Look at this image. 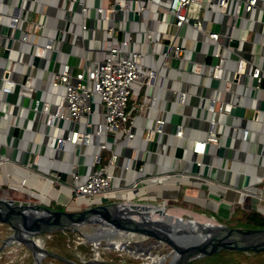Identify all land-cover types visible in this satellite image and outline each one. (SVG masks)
I'll list each match as a JSON object with an SVG mask.
<instances>
[{
    "label": "crops",
    "instance_id": "1",
    "mask_svg": "<svg viewBox=\"0 0 264 264\" xmlns=\"http://www.w3.org/2000/svg\"><path fill=\"white\" fill-rule=\"evenodd\" d=\"M21 1L0 0V77L3 70L9 68L13 80L29 79L33 92L31 97L21 99L14 92L4 93L0 90V157L10 159L0 164V197L19 202H32L34 198L52 207L55 205L53 203L80 207L78 205L85 201L74 200L69 188L59 182H51L46 176L69 184L71 171L84 174L91 170L90 153L96 149V143L102 137L93 136L90 143L77 145L66 142L63 149L57 148L55 141L56 137L76 128L93 134V120L100 119V115L95 114L91 120L89 114L80 123L62 119L56 125H47L45 115L34 110L32 105L35 98L56 102L58 95L51 89L50 79L52 72L60 70L62 61L69 63L74 72L88 61L104 55L110 38L105 27L112 21L105 14L99 17L94 6L107 5V2L26 0L28 5L34 2V11L29 19H42L46 25L42 30L35 31L23 21L22 29L29 31V38L24 42L19 39L20 30L14 31L11 37L6 26L8 13ZM81 1L87 6L83 21L89 28L80 32L78 25L66 23L63 6L70 4L74 9V20L79 21L76 10ZM152 13H146L144 19H134L132 16L129 22L116 14L115 39L129 35L130 47L142 49V62L157 72L152 85H133L128 110L135 120L132 129L136 135L127 137L118 132L108 140L114 149H120L117 153L118 165L109 167L116 175L113 183L121 185L133 178L137 185L120 190L112 199L107 197L104 201L135 199L148 203L157 200L154 193L157 191L160 201L205 203L204 208L218 215L226 211L228 216L236 205L264 214V92L255 87V80L247 72L240 73L229 84L209 77L211 64L216 61L211 41L202 38L201 33L190 24H184L177 31L168 23L154 22L152 18L155 13ZM196 14L204 19L207 28L219 32L220 41L227 46L223 51L227 53L225 67L229 77L234 73L239 55L254 64L264 65V31L261 30L264 0H257L256 5L244 12L235 25H232L230 14L205 11ZM65 23L66 28H71L74 33L63 32ZM144 28L153 30L154 41H147ZM49 38H52V48L38 53L37 47ZM234 39L236 44L232 45L230 42ZM171 41L184 48L180 57L173 56ZM164 43L170 45L167 55L162 53ZM5 49L7 53L3 57ZM35 56L37 60H34ZM197 63L200 66H196ZM261 85L264 86V79ZM180 91L184 95H180ZM148 92L154 96L155 102L147 114L145 109L139 110L136 106ZM212 97L229 99L234 106L230 113L220 112L217 115L214 132L218 144L210 143L205 153H195L192 143L207 133L209 114L206 107ZM156 118L164 119L163 132L154 133L150 140L144 139L147 129L154 127ZM87 121L89 124H86ZM244 128L249 130L246 140L241 136ZM179 129L182 130L181 137L174 135ZM219 146L223 147L222 154L217 152ZM132 147H135L133 153L136 157L128 160L129 167L125 169V156L130 154ZM108 154V151H104L103 163H107ZM206 154L208 162H202L199 167L202 178L177 174L179 171L191 172L192 161H202ZM161 172L168 173V176H149L150 173ZM22 181L24 183L20 188L8 187L10 182L20 184ZM11 190L15 192L10 194ZM46 258L61 264L50 257ZM69 259L83 263V257Z\"/></svg>",
    "mask_w": 264,
    "mask_h": 264
},
{
    "label": "built area",
    "instance_id": "2",
    "mask_svg": "<svg viewBox=\"0 0 264 264\" xmlns=\"http://www.w3.org/2000/svg\"><path fill=\"white\" fill-rule=\"evenodd\" d=\"M105 1V0H104ZM107 5H96L97 15L101 17L102 14L112 22L105 27L108 34L109 45H107L104 55L99 59L88 61L84 66L82 65L78 71H72L69 63L62 61L60 70L52 72L50 79L51 89L58 95L56 102L51 103L48 100L35 98L33 101V109L40 111L45 115V122L47 125H56L59 120L66 119L80 123V121L91 115V120L95 114L100 115V119L94 121V133L79 128L72 129L69 133L56 137V147L64 148L66 142L74 145L79 143H90L93 136L102 137V140L96 143V149L90 153L91 155V170L87 173H79L71 171V182L62 183L53 177H48L51 182H59L61 185L69 188L72 192L73 199L77 201H85V204L96 202H105L104 198L114 197L120 190L131 189L137 185L133 178H129L128 182L121 185H115L113 182L116 175L113 174L110 166H116L119 155L108 141V133L116 134L122 132L127 137H134L136 133L132 127L135 124L134 117L130 116L128 105L129 97L133 93V85L149 86L153 84L156 76V69L149 67L142 62L143 50L130 47L129 35L123 36L121 39H115L114 32L116 31L114 22L116 14L125 21H130L134 13L138 17L144 19L146 17L145 10L155 13L152 18L154 22L168 23L174 26L177 31L184 25L190 24L198 30L202 38H208L213 45V56L216 61L211 64V71L209 77L215 78L218 81L224 80L227 84L236 79L240 73L247 72L254 80L255 87L262 89L261 85L264 79V65L254 64L252 61L237 56L234 66V73L231 77L226 73V59L227 53L223 50L227 46L220 41V34L218 31L207 28L204 25V19L197 14L198 11L230 14L232 16V25L237 24L244 12L250 11L257 0H106ZM87 6L81 1L76 12L79 14V21L74 20V9L69 5L63 6L64 19L66 23L72 26L78 25L80 32L89 28L83 21V15L86 12ZM147 12V14H148ZM152 13V14H153ZM31 11L26 0L14 7L8 13L6 22L7 31L9 35L16 30L21 31L19 39L27 41L29 38L28 29H22V22L25 21L31 25L33 30L39 31L46 25L42 19L30 20ZM149 15V14H148ZM167 15V16H166ZM62 28L63 32L70 31L74 33L69 27ZM261 30L264 31V21L261 25ZM144 37L148 42L154 41V32L150 28H144ZM163 44V43H162ZM172 47V54L175 57H180L184 48L173 41L170 42ZM169 44L164 43L162 53L167 55V50L170 48ZM52 48V38L47 39L42 45L37 47V52ZM264 54V53H263ZM60 55V54H59ZM196 66H200L197 63ZM10 69L5 68L0 77V90L4 93L17 94L21 99L24 97H31L33 87L30 80L16 81L10 77ZM63 88V91L61 90ZM184 95L183 92L179 94ZM180 94V95H181ZM96 97H99L100 109L98 108ZM155 98L151 93H145L141 101L137 104V109H145L147 114L154 107ZM234 106L233 101L229 99H219L218 97L210 98L207 104L208 111V130L203 138H196L192 143V149L195 153L203 154L206 151L208 144H218V138L214 132V125L217 122V115L220 112L230 113ZM89 124V121L86 122ZM164 119L156 118L155 125L148 128L147 133L143 136L144 139L150 140L154 133L163 132ZM91 125V124H90ZM235 128V127H234ZM174 135L181 137L182 130H176ZM249 130L242 129L241 136L244 140L248 138ZM126 146V145H124ZM132 147L130 154L126 157V164L124 168H128V160L135 158ZM104 151H108L107 163H103ZM8 158L0 157V164L9 161ZM200 167L202 161L194 160ZM229 168V166H227ZM168 173H150V177L168 176ZM181 177H195L202 178L199 172H178ZM204 178V177H203ZM206 179V178H205ZM24 181L18 186L16 183L10 182L9 188H19L23 186ZM231 187L232 185L229 184ZM259 197L262 199V193ZM139 199V197H137ZM122 201L145 203L147 205H157L153 202H140L135 199H120ZM115 201V200H113ZM163 206L166 207V201H162ZM160 205V204H159Z\"/></svg>",
    "mask_w": 264,
    "mask_h": 264
},
{
    "label": "water",
    "instance_id": "3",
    "mask_svg": "<svg viewBox=\"0 0 264 264\" xmlns=\"http://www.w3.org/2000/svg\"><path fill=\"white\" fill-rule=\"evenodd\" d=\"M137 17V13H134L133 18ZM230 43L235 45L236 39ZM6 53L7 49L3 57ZM37 58L35 56L34 60ZM217 152L222 154L223 147L219 146ZM190 170L199 172V165L192 161ZM148 206L145 203L115 200L86 204L82 208H56L42 201L19 202L0 197V226L7 229L0 237V251L15 243L31 251L34 264H40L44 256L65 264L94 263L91 256L83 263L75 262L47 248L38 238L41 233L74 230L81 226L92 228L100 236L133 235L136 239H152L168 246L162 260L134 257L137 260L135 264H183L192 258L224 249L253 252L264 250V227L233 226L213 220L206 222L190 214V217L168 214L164 209L151 212ZM121 260L124 259L118 261Z\"/></svg>",
    "mask_w": 264,
    "mask_h": 264
},
{
    "label": "rangeland",
    "instance_id": "4",
    "mask_svg": "<svg viewBox=\"0 0 264 264\" xmlns=\"http://www.w3.org/2000/svg\"><path fill=\"white\" fill-rule=\"evenodd\" d=\"M29 10L31 12L34 11V2L31 1L29 5ZM148 10H145L147 13ZM96 101L98 102V108L100 107V100L99 97H96ZM113 133H108V140L112 138ZM116 153L120 152V149L116 147ZM209 157L204 155L202 162H208ZM9 189V188H7ZM15 191L11 190L10 194H13ZM157 196V200L153 201L154 204H161L160 195L157 191H154ZM108 199H112V197H108ZM32 202L39 203L40 200H35L32 198ZM142 202V201H141ZM56 208H62L61 204L53 203ZM193 208L184 207L181 203H170L166 204L168 210H172L174 208H179L182 211V217H190L188 214H195L196 216H201L204 218L211 219L215 222H223L229 224L226 219H228L226 211L224 214H221L222 217H216L214 211L211 209H200L198 208L195 203ZM205 205V203H204ZM68 204V207L64 208H79L75 206H71ZM78 206L85 207V203H80ZM206 206V205H205ZM240 205H236V209L239 208ZM235 209V212H236ZM217 215V214H216ZM232 224V223H230ZM90 231L96 233L95 230L92 228L89 230L84 229L83 227H78L77 229H69L68 231H54V232H45L38 235V238L41 242L49 249L54 250L62 255H65L69 258L78 259L83 257V261L87 259L88 256L92 257V261L95 263L94 256L95 250L98 251V261H103L107 263H120V264H135L137 263L134 257L146 259L147 257L151 258H159L164 255L166 251H168V246L159 242H155L154 240L150 239H136V241H132L130 243V249L128 250H121V252L116 251L114 247L110 246L104 248L107 244L112 243L115 236L112 235H104L99 240V247H96L94 241L89 240ZM7 232V229L3 226H0V237H2ZM89 234V235H88ZM92 234V233H91ZM87 235V236H85ZM126 241V240H125ZM150 255V256H149ZM103 258V259H102ZM119 259H124L123 261H118ZM134 259V260H133ZM48 262L50 264H56L50 261L48 258L41 257L40 264H45ZM35 259L31 253V251L27 250L23 245H16L15 243H11L10 245L6 246L0 251V264H34ZM62 264V263H61ZM91 264V263H90ZM183 264H264V250L260 251L259 253H255L253 251L244 250V251H237V250H220L218 252H214L212 254L204 255L201 257H195Z\"/></svg>",
    "mask_w": 264,
    "mask_h": 264
},
{
    "label": "bare ground",
    "instance_id": "5",
    "mask_svg": "<svg viewBox=\"0 0 264 264\" xmlns=\"http://www.w3.org/2000/svg\"><path fill=\"white\" fill-rule=\"evenodd\" d=\"M15 186H18V184L16 183V185ZM20 188V187H19ZM126 204H128V205H133V204H131V203H127V202H125ZM148 208H149V210L151 211V212H154V210H163L164 209V211H166V213H168V214H174V215H179V216H182V211L181 210H179V208H174L175 210L173 211V212H170V211H172V210H168L167 209V207H165V206H163V208H162V204H160V205H149L148 206ZM162 214H164V213H162ZM157 215V214H156ZM192 217H194V218H196V219H202L203 221H206V222H212V221H210L211 219H208V218H204V217H199V216H196L195 214H190ZM92 233V234H91ZM89 235V234H88ZM89 237H90V241H94L95 242V245H96V247H99V240L101 239V237H104V236H100V235H98L97 233H95V232H93V231H90V235H89ZM126 240V241H125ZM132 241H136V239H134V237H133V235H126V236H122V235H118V236H115L114 237V240H113V242L112 243H109V244H107L104 248H107V247H110V246H112V247H114V249H116V251H118V252H121V250H128V251H131V249H130V243L132 242ZM95 251V256H94V259H96V260H94L95 261V263H91V264H104L103 263V261L101 262V261H98L97 259H99V257H98V251H96V249H94ZM150 256V255H149ZM152 259H157V260H162V257H159V258H152ZM87 264H89V263H87ZM114 264H118V263H114Z\"/></svg>",
    "mask_w": 264,
    "mask_h": 264
},
{
    "label": "trees",
    "instance_id": "6",
    "mask_svg": "<svg viewBox=\"0 0 264 264\" xmlns=\"http://www.w3.org/2000/svg\"><path fill=\"white\" fill-rule=\"evenodd\" d=\"M184 207H189L193 208L195 205L192 204L191 202L185 201L181 203ZM197 207L204 210L205 208L203 207L204 205L202 204H197ZM240 209H236V206H234L228 216V219L226 221L233 226H241V227H264V214L261 213L260 211L253 210V209H248V208H243L239 207ZM236 209V212H235ZM205 211V210H204ZM216 217H222L220 215H216L215 213L212 214ZM68 231V229H65ZM65 230H60V231H65ZM241 252V251H240ZM259 253V252H255Z\"/></svg>",
    "mask_w": 264,
    "mask_h": 264
}]
</instances>
